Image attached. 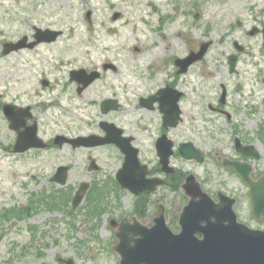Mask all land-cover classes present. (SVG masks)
<instances>
[{
	"label": "rangeland",
	"instance_id": "374dc122",
	"mask_svg": "<svg viewBox=\"0 0 264 264\" xmlns=\"http://www.w3.org/2000/svg\"><path fill=\"white\" fill-rule=\"evenodd\" d=\"M103 6L104 0H0V30L4 34L8 32L9 35L16 30L24 32L32 24L41 26L48 24L63 30V36L50 47L39 46L26 54L25 58L17 63L18 67L14 68L13 65L12 69L17 70V73L13 74V71L4 73V69L0 70V76L8 77L9 90L32 104L44 136L49 138L59 132L85 134L93 127L97 128L98 121L104 118L98 114L96 107V88L87 90L76 110L66 109L67 111L64 112L53 104L44 105L46 100L54 101L56 89L54 91L44 89L41 79L55 77L57 70L53 69L52 65L57 64L56 59L65 51L83 61L87 59L84 53L87 49L86 44H91L93 47L90 48L94 49V52L88 55L92 57V62L100 64L106 59L119 65L121 70L119 69L120 71L113 78V83L119 85L117 79L120 75L128 78L126 74L130 69L137 70L138 76H143L145 71L147 74L144 76L150 75V71L153 70L150 65L152 55L147 59L138 60L137 52L131 48L130 51L127 50L129 46L123 44L130 45L135 40H140L143 42L136 44L141 46L155 39L170 41L176 38L185 39L183 34L185 30L193 36V39L209 38L214 41L202 66V76L199 75L197 67L193 68L192 88L188 90V97H192L194 91L206 94V91L215 86L222 76L231 91L233 84L236 83V135L245 142L254 143L259 149L260 158L252 161L256 175L264 173V144L252 133L259 125H264L262 124L264 83L261 80L264 76V43L261 36L250 37L241 31L240 41L248 46L249 53L239 56L236 75L229 73L226 61V55L233 51L231 41L239 32L235 27V29L230 28L228 24L236 17H241L247 26L253 24V20L258 23L264 22V0H127V4L122 9V18L115 22L110 20V13H106ZM92 7H95V12L89 18L86 13ZM183 10H186V13ZM145 17H151L150 21H146ZM105 25L119 27V30H113L109 34L110 31H105ZM165 44L170 43L165 42ZM176 44L182 43L176 42ZM67 45H70V48ZM71 45L79 46L72 48ZM168 49H170L168 46H159L156 52L162 53ZM177 49L180 47L177 46ZM92 62L88 60L85 65H92ZM10 63H5L6 69L11 68ZM153 79L156 80L151 78V82ZM145 86L148 85L140 86L139 91L117 89L123 107L129 106L128 102L122 99L125 92L128 96L134 94L137 102V96L144 91ZM2 88H6V83ZM230 96L231 103L234 104L232 92ZM120 112L124 114V120H128L127 117L133 113L130 110ZM187 118L186 116V120ZM68 120H74V123ZM211 123L205 121L200 125L201 129L206 131L205 138H193L200 146L205 145L204 149L208 152L217 148L223 154L234 153L231 121L226 119L220 121L219 129L224 132L220 136V142L212 137L216 132V126ZM194 133V129L188 126L186 136H195ZM3 146H6L5 142L2 143L1 147ZM88 152L87 149L59 150L53 146L45 151L29 152L18 159L19 157L6 152L4 148L0 149V206L2 207L9 204L23 207L26 192H30L33 188L51 186L49 177L57 165L68 163L71 167L68 187L65 186L67 188L59 192V196L52 202L47 213L43 210L38 219L30 222L41 224L39 232L33 234L34 236L31 235L32 239L28 236V228L24 227V222L27 221H20L19 218L0 223V264H15L14 261L18 264H65L61 259L69 258L74 264H118L117 255L111 251L114 239L111 237L108 218L130 216L131 212L142 205V197H135L121 190L116 193V207L109 210L113 214L106 212L97 219L94 215L89 218L90 216L83 211L84 201L79 207L81 211L69 212L65 202L72 194L70 186L75 182L89 180L85 171L87 169L83 168L87 163ZM110 172L108 166H104V171L98 176L103 177ZM222 179L217 187L229 195L239 196L235 210L240 219L252 227L263 226L262 220L256 221L251 215L246 188L230 171L224 170ZM166 202L167 216L177 214L183 203L177 194L167 197ZM60 207H64L65 212L57 210ZM151 215L153 214L146 213V216ZM15 225L18 227L14 228ZM54 229L58 235L60 234L59 236L54 233ZM13 242L17 243L16 249L19 251L16 259L12 258L11 251L8 252ZM29 242L32 244L28 245ZM25 246L31 251L20 252Z\"/></svg>",
	"mask_w": 264,
	"mask_h": 264
},
{
	"label": "flooded vegetation",
	"instance_id": "af4514ba",
	"mask_svg": "<svg viewBox=\"0 0 264 264\" xmlns=\"http://www.w3.org/2000/svg\"><path fill=\"white\" fill-rule=\"evenodd\" d=\"M126 4L127 0H106L104 9L107 13H110L111 20H118L122 18V9ZM184 4H187V2H184ZM183 11L186 13V10ZM144 19L146 21H150L151 17H145ZM36 26L40 27V24H32L29 26V29L24 32L16 30L13 33H9V35H7L8 32L4 34L0 30V70L4 69V73H10V71H13V74L17 73V70L12 69L13 65L14 68L18 67L17 63L23 60L26 54L31 53L34 49H37L41 45H52L61 36L59 35V37L54 41L39 42L32 47V41L34 40V30ZM44 27L53 29L55 28L48 24L44 25ZM183 34L185 39L176 38L173 39V41H170L169 39H158L153 40V44L150 43L147 46L150 47V52H152V54L147 55L146 57H150L152 55V58H150V64L152 67L153 65L155 66L154 71L152 74L145 77L147 80L145 85L147 84L148 86H145L144 91L139 94L137 103L122 109V111H133V113L127 117L128 120H124V115L121 112L116 115H112V117L106 116L110 122L116 124L122 129L124 135L130 136L132 138V144L138 149L140 161L147 167L146 176L150 178L156 177V180H160L162 182L153 190H144L140 193L139 196L142 197L141 200L143 205H141L136 211L137 214L142 213L144 211V207L147 205H154L155 203L157 204L158 202H162L166 206L167 197L170 195L173 196L177 194L180 198H182V195L178 194V192H182V184L185 180V177L191 173L195 175L203 189L215 197L216 191L220 190L217 186L221 183V181H223L222 175L223 171L226 169L220 164V161L216 157L217 153L220 151L217 148H214L208 152L204 149L205 145L200 146V144L193 137L205 138L206 131L201 129L200 125L204 124L205 121H209L212 122L211 124H213V126H216V132L212 134V137L216 141L220 142V136L224 134L223 130L219 129L220 121L225 119L227 121H231L233 127L232 135L233 137H236V83L233 84L232 91L228 90V86L224 81V76H222L221 80H219V82L209 90L207 85H205L206 90H208L206 91V94H203L201 91H194L192 93V97H188V90L192 88L191 75L193 73V68L197 67L199 75L202 76V66L206 62L214 41L208 38L193 39V36L186 33L185 30L183 31ZM173 36L175 38V35ZM136 41L139 43L143 42L140 40ZM203 41L209 42V47L207 48L204 55H202L198 61L191 63L187 69H182L183 66L181 67L176 63L177 58H184L191 52H197ZM165 42L170 44H165ZM176 42H181L183 45H178ZM16 45L19 47H15ZM123 45L128 46L126 44ZM159 46H168L170 49L159 53L156 52ZM177 46H179L180 49H177ZM132 47H136V45H132ZM142 47L145 46L142 45ZM68 48H70V45H68ZM72 48H76V46H72ZM152 48L156 49L153 50ZM139 53L143 55L147 54L145 49L139 50ZM222 55L224 57V52H222ZM91 58L92 57L81 61L79 57L70 54L68 51H65L60 58L56 59L57 64L53 65L52 68L57 70L55 74V83L57 84V91L59 95V101L56 102L58 106L64 107L68 110L76 109L80 100L79 96H81L97 81H99V84L96 87L97 94L103 91L112 90L113 83L109 81L107 74L109 70L112 71L113 74H115L117 71H113L111 69L112 66L109 65L111 61L105 59L102 60L100 64H96L92 62ZM88 60L92 62V65H82V63H86ZM6 62H11L10 69H6ZM78 69H85L87 72L99 70L100 73L95 81H93L81 91V82L73 72L74 70ZM234 75H236V72ZM151 78H156V80L154 81L153 79L154 82H151ZM7 79L8 77L6 75L0 76V149L4 148L6 152L21 158V156L26 155L29 152H38L42 151L43 149H29L23 153L14 152V144L16 141L17 132L10 127L12 117H18L20 119V124H22V126L19 128L20 131H24L29 126L33 127V124L35 123L36 131L42 138L43 132L40 130V125L37 117L35 116L32 104L27 103L21 97L13 94L8 88L9 83L7 82ZM46 80L47 81H45L42 86L47 89L52 88V80ZM4 83H6L5 89L2 88ZM126 87L127 86H125V88ZM129 87L138 91L140 88L138 84ZM162 89L164 90L161 104L167 108L170 106L171 100L173 99L172 104L175 101L179 110V119L177 124L174 126H163L162 114L159 110L160 102L157 101V97H159L158 92ZM223 92H226L225 97L223 96ZM231 92L232 96L234 97V104L231 103L230 100ZM62 97L63 101L61 102ZM140 97H155L157 100L152 102L146 100L144 102L147 105L143 106L140 104ZM123 98H128L126 92L123 94ZM26 106H29V110L25 113L23 110L27 109L24 108ZM120 107L121 106H119L118 109ZM28 116L29 118L24 121V118H27ZM186 116L188 117L187 120ZM216 122H218V124ZM100 123L101 122L98 123L97 128H94V130L98 131L96 132L97 134H103V131H101L100 128ZM188 126H191L194 129L195 136H186ZM161 135H166L168 141H171L169 146L170 154L168 157L167 168H163L159 160V155L157 156L155 150V140ZM239 139L243 143H251L243 141L241 137H239ZM3 142L6 143V146L1 147ZM188 142L194 143V146H196V148L200 150L202 154L198 153L197 158L191 159H185L180 156L178 144ZM92 153L96 159V162L101 166L100 171L104 170V166H108L110 171L113 170V166L117 165V158H113V156L119 155L122 157V154L118 148L112 144L95 147L92 149ZM226 155L232 159L248 160L246 157L237 154L235 149L234 153ZM199 157H201L203 160L198 161ZM253 168L254 171L252 172V175L255 176L254 172L256 169L254 163ZM227 171L230 170L227 169ZM231 173L239 180L240 183H242L241 178L235 172ZM109 175L111 176L112 172L104 176L108 177ZM116 185L117 183H112L113 187H116ZM40 212L41 206L36 204L32 207L30 205L27 208V218L33 221L39 217L38 214ZM7 214V210L5 209L4 215ZM173 216L175 217L174 214ZM1 218L2 215L0 211V223ZM31 230L37 231L35 227ZM29 243L32 244V242ZM13 247L11 248L12 254L16 255L19 251ZM14 263L18 264L15 261Z\"/></svg>",
	"mask_w": 264,
	"mask_h": 264
},
{
	"label": "water",
	"instance_id": "95a60500",
	"mask_svg": "<svg viewBox=\"0 0 264 264\" xmlns=\"http://www.w3.org/2000/svg\"><path fill=\"white\" fill-rule=\"evenodd\" d=\"M229 57L232 67L235 57ZM161 111L164 112L166 122H169L170 118L174 121L178 113L174 112L172 107L170 110ZM12 127H18L17 123L13 122ZM26 134L18 138L20 148L16 149L24 150L45 145L35 140V129L33 132L27 131ZM163 140H158L156 147L165 166L169 143ZM62 141V137L56 138L57 144L61 145ZM115 141L126 152V162L118 175L122 185L134 193L153 189L159 181L145 179V167L139 165L137 150L130 146L128 139H125V143L118 139ZM74 144L92 145L94 142L87 138L77 139ZM183 147L184 145L180 152L187 158L192 157L193 154ZM236 149L242 151L248 149L247 153L252 151L254 155H258L252 150V146H242L237 139ZM223 163L239 170V163L235 161L225 158ZM248 171L249 168L242 164L239 172L251 187L252 213L256 218H260L264 216V178L253 181ZM53 179L64 183L66 168L59 167ZM86 186L82 184L77 192L74 206L81 200ZM184 187L190 201L179 215L181 230L178 233H174L166 225L162 207L158 208L156 223L151 228L141 225L136 220L133 223L127 221L120 223V228L116 232L118 244L113 247L121 256L120 264H264V229H250L247 225L239 223L232 207L234 199L219 193V202L216 203L206 193L202 192L199 196L196 191H199L200 187L192 175L187 177ZM136 234L139 237L134 239Z\"/></svg>",
	"mask_w": 264,
	"mask_h": 264
},
{
	"label": "trees",
	"instance_id": "16d2710c",
	"mask_svg": "<svg viewBox=\"0 0 264 264\" xmlns=\"http://www.w3.org/2000/svg\"><path fill=\"white\" fill-rule=\"evenodd\" d=\"M101 196H97L96 198H100Z\"/></svg>",
	"mask_w": 264,
	"mask_h": 264
}]
</instances>
